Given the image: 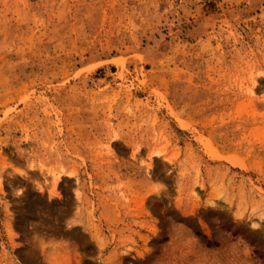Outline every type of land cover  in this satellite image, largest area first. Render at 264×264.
Instances as JSON below:
<instances>
[{"label":"rangeland","instance_id":"1","mask_svg":"<svg viewBox=\"0 0 264 264\" xmlns=\"http://www.w3.org/2000/svg\"><path fill=\"white\" fill-rule=\"evenodd\" d=\"M0 264H264V0H0Z\"/></svg>","mask_w":264,"mask_h":264},{"label":"bare ground","instance_id":"2","mask_svg":"<svg viewBox=\"0 0 264 264\" xmlns=\"http://www.w3.org/2000/svg\"><path fill=\"white\" fill-rule=\"evenodd\" d=\"M249 90H250V92L253 91V87H251ZM154 153H155V156H158L161 153V150H157ZM58 178H59L58 175H56L54 177V179H53V185H55L57 183Z\"/></svg>","mask_w":264,"mask_h":264},{"label":"trees","instance_id":"3","mask_svg":"<svg viewBox=\"0 0 264 264\" xmlns=\"http://www.w3.org/2000/svg\"><path fill=\"white\" fill-rule=\"evenodd\" d=\"M195 234L201 235L202 238H205V236L202 235V234H200V232H198V231H195ZM206 243H207V245H210V242L209 241H207Z\"/></svg>","mask_w":264,"mask_h":264},{"label":"clouds","instance_id":"4","mask_svg":"<svg viewBox=\"0 0 264 264\" xmlns=\"http://www.w3.org/2000/svg\"><path fill=\"white\" fill-rule=\"evenodd\" d=\"M260 229V225L259 224H256L253 226V230H259Z\"/></svg>","mask_w":264,"mask_h":264}]
</instances>
